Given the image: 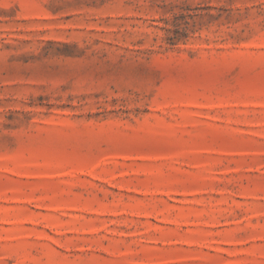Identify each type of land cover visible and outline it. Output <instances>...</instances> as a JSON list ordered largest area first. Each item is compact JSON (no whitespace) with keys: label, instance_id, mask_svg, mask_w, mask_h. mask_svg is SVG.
<instances>
[{"label":"rangeland","instance_id":"rangeland-1","mask_svg":"<svg viewBox=\"0 0 264 264\" xmlns=\"http://www.w3.org/2000/svg\"><path fill=\"white\" fill-rule=\"evenodd\" d=\"M0 264H264V0H0Z\"/></svg>","mask_w":264,"mask_h":264}]
</instances>
